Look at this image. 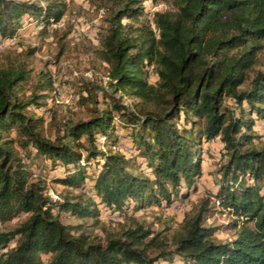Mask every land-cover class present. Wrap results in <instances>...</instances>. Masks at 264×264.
Returning <instances> with one entry per match:
<instances>
[{"label":"trees","instance_id":"trees-1","mask_svg":"<svg viewBox=\"0 0 264 264\" xmlns=\"http://www.w3.org/2000/svg\"><path fill=\"white\" fill-rule=\"evenodd\" d=\"M166 1L171 9L151 21L144 0L107 8L95 49L107 71L106 106L62 122L50 137L51 75L32 80L22 54L0 61V264H264V71L254 70L264 0ZM65 7L0 0V34L13 35L23 19L49 30ZM207 147L221 159L214 192L171 239L135 222L98 241L83 222H62L97 224L102 210L128 215L185 201L198 188ZM211 197L234 217L231 240L215 241L216 229L204 225Z\"/></svg>","mask_w":264,"mask_h":264},{"label":"rangeland","instance_id":"rangeland-1","mask_svg":"<svg viewBox=\"0 0 264 264\" xmlns=\"http://www.w3.org/2000/svg\"><path fill=\"white\" fill-rule=\"evenodd\" d=\"M65 2V13L62 23L55 28L40 32L26 29L22 36L9 43L5 49L0 51V61L6 55H19L27 64L32 80H35L39 71L55 74L57 83L62 90L64 99L51 107V115L47 117L44 124V134L52 136L59 125L64 121H75L87 118L91 115L93 108L105 107L103 88L107 87L106 66L100 61L95 53L98 47L96 35L103 34L106 29L105 19L108 7H116L117 0H62ZM115 1V2H114ZM152 8L156 10L171 9V4L166 0L151 2ZM26 24L25 19L22 21ZM76 25H82L84 31L79 39H63V33L67 28L72 29ZM22 28V26L20 27ZM65 44L61 51V44ZM26 52H29L25 56ZM254 70L264 71V43L261 51L257 54ZM77 73V76L74 75ZM91 72L93 80H89L85 74ZM253 75V72H251ZM247 85V84H246ZM244 85L243 87H245ZM31 81L24 86L25 94H29ZM119 95V94H117ZM65 100H67L65 102ZM128 103L126 99H124ZM261 124V123H260ZM259 126V125H258ZM264 135V129L259 128ZM260 145H264V138ZM122 146H126L122 144ZM218 149L211 147L203 150L204 160L202 162L203 175L197 181L198 188L188 199L164 207H151L137 211L128 212V215H111L102 210L99 222L95 224L93 219L83 220L81 218L63 217L62 222L67 224L82 223L87 233L98 241H103L109 233H115L121 227L134 226L135 222L150 228L154 233H160L167 240L171 239L174 232L181 229L183 220L192 216L202 196L211 195L217 184L216 170L221 159ZM49 190L58 194L64 192V188L58 185H50ZM211 200L216 206L211 207V216L204 222L205 226L214 227V239L217 242L228 241L234 238L235 229L231 225L234 217L228 209L218 206L215 198ZM26 216L14 218L3 225L2 229L10 230L15 227ZM169 243H171L169 241Z\"/></svg>","mask_w":264,"mask_h":264},{"label":"built area","instance_id":"built-area-1","mask_svg":"<svg viewBox=\"0 0 264 264\" xmlns=\"http://www.w3.org/2000/svg\"><path fill=\"white\" fill-rule=\"evenodd\" d=\"M151 2H152V0H144V3H143V5H144V17L149 19L150 21L153 19L154 13L156 11V9L152 8L153 4ZM61 23H62V18L58 22H55L53 19H51L49 21V28L50 29L51 28H55L58 25H60ZM43 27H44V23L43 22H38V23L26 22V24H24L22 26V28H19L11 36H2L0 34V51L5 49L9 43H13L15 40L19 39L22 36V34H24V31L26 29H32L33 28L34 30L38 31V30H41ZM83 31H84V28L82 27V25L74 26V28H73V30H72V32L70 34L71 39H75V40L79 39L80 36L82 35ZM149 73L150 74L152 73V68L151 67L149 68ZM74 75L77 76V73L74 72ZM85 76L89 80H93V77H94L91 72H86ZM51 78L53 80L55 88L51 92L50 104H52V103L58 104L64 99V96H63L62 90L60 89V87H59V85L57 83V77L55 76V74H51ZM66 101L67 100H65V102ZM259 128L264 129V124H260L258 126V129ZM100 140L104 141V138L100 137ZM121 148L124 149V150H127V148L125 146H122ZM215 202L218 204V201L215 200Z\"/></svg>","mask_w":264,"mask_h":264}]
</instances>
